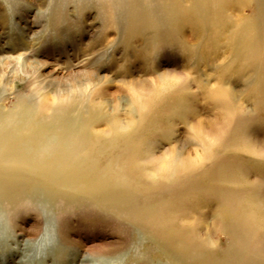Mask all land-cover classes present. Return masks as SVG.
I'll return each instance as SVG.
<instances>
[{"label": "rangeland", "instance_id": "obj_1", "mask_svg": "<svg viewBox=\"0 0 264 264\" xmlns=\"http://www.w3.org/2000/svg\"><path fill=\"white\" fill-rule=\"evenodd\" d=\"M199 119L222 128L215 146ZM2 136L87 146L63 147L76 183L45 184L59 197H0V264H264V232L233 218L264 201V158L239 149L264 142V0H0ZM208 147L200 169L161 180L170 152Z\"/></svg>", "mask_w": 264, "mask_h": 264}, {"label": "bare ground", "instance_id": "obj_2", "mask_svg": "<svg viewBox=\"0 0 264 264\" xmlns=\"http://www.w3.org/2000/svg\"><path fill=\"white\" fill-rule=\"evenodd\" d=\"M213 1V0H212ZM248 1V0H245ZM198 2V1H197ZM200 2V1H199ZM205 2V1H204ZM211 2V1H210ZM250 2V1H249ZM256 2V1H255ZM254 2V3H255ZM185 4V3H184ZM215 5V4H214ZM229 7V6H228ZM237 7V6H236ZM240 7V4H239ZM236 9V8H235ZM260 10V9H259ZM200 11V10H199ZM219 13V12H218ZM230 18V17H229ZM229 42V41H228ZM231 43V42H230ZM194 55V54H193ZM172 76V75H171ZM166 77V76H165ZM177 77V76H176ZM181 78L177 77V78H169L166 80H163V83L160 87V90L157 92V96L162 95V93H166L169 92L170 90L176 88L177 85H179ZM224 89V88H223ZM227 89V88H226ZM224 89V90H226ZM217 90H220V88ZM222 90V89H221ZM223 91V93H225ZM229 91H231L228 88ZM227 90V91H228ZM220 93V92H219ZM229 93V92H228ZM227 93V94H228ZM221 94V93H220ZM226 95V94H224ZM228 96V95H227ZM232 96V95H231ZM216 97V96H215ZM230 97V96H229ZM229 97H227V101L229 100ZM234 97V96H232ZM158 98V97H156ZM231 98V97H230ZM236 98V97H235ZM225 100V101H226ZM226 101V102H227ZM189 102V101H188ZM187 102V103H188ZM261 104V103H260ZM191 107V106H190ZM189 108V107H187ZM196 109V108H194ZM246 109V108H245ZM244 109V110H245ZM249 110V109H248ZM196 112V111H195ZM248 111L246 110L245 113H247ZM242 113V112H241ZM249 114V113H247ZM31 115V114H30ZM243 115V114H242ZM243 117V116H242ZM241 117V119H242ZM244 117H246L244 115ZM59 120V119H58ZM72 121V120H71ZM233 121V120H232ZM133 122V121H132ZM229 122V121H228ZM51 123V122H50ZM233 123V122H232ZM72 124V123H70ZM137 124V123H136ZM192 124V123H191ZM67 125V124H66ZM137 126V125H136ZM79 127V126H78ZM114 127V131H118L121 128L120 123L115 122L113 124ZM124 126H122L123 128ZM130 127V126H129ZM192 127V126H191ZM71 128V126H70ZM134 128V127H133ZM128 129V128H126ZM221 127L218 123H215V125L213 127L208 126V124L205 121H201L200 119L196 122V124H193L192 130L194 131L195 135L197 136L198 140L202 143V146H207V145H212L214 144V146L220 141L219 136L223 134V132H221ZM231 130V129H230ZM248 131V129H246ZM129 131V130H128ZM126 131V132H128ZM246 131V132H247ZM122 132V131H121ZM131 133V132H130ZM134 133V132H133ZM233 133V131H232ZM109 134V133H108ZM114 134V132H113ZM125 134V132H124ZM244 134V132H243ZM9 135V134H8ZM12 135V134H11ZM43 135V134H42ZM118 134H116L117 136ZM120 135V133H119ZM129 135V134H128ZM131 135V134H130ZM228 135V134H227ZM242 134H240L241 136ZM103 136V135H102ZM223 136V135H222ZM243 136V135H242ZM241 136V137H242ZM246 136V135H245ZM250 136V134H249ZM11 136L9 135V138ZM232 137V135H231ZM254 137V136H253ZM17 138V136H16ZM237 138V137H236ZM235 137L233 139H236ZM245 138V137H244ZM13 139V138H12ZM11 139V140H12ZM30 139V138H29ZM243 139V138H242ZM246 139V138H245ZM243 139V140H245ZM258 139V138H257ZM8 139L5 137H0V197L2 196H6L9 193H13L16 192L12 195H16V196H21L22 194H24L25 192L28 194H31L35 197L40 198L41 200L43 199H52V198H57L60 196V194L58 193H53L50 189L45 187V184H57V185H62L61 183L64 184V182H66V180H68L67 182L69 184H74L76 183V176H72L70 177V174L63 173L64 172V166H62V164H58L59 160H63L64 157L63 155L58 158L60 156V154H62V150L63 147H65L68 151L72 150L74 152H76L75 154H79L82 153L84 151H82V149L84 147L87 146L86 142H77V141H73L71 144L69 145H64V143H61L60 141L56 142H49L46 141L45 143H47V145H45L43 148V150H32L31 147H29L27 145V143L24 144V142L20 141V140H13V141H7ZM197 140V141H198ZM238 140V139H237ZM235 140V141H237ZM249 139H247L248 141ZM251 140V139H250ZM28 141V139H27ZM124 141V140H123ZM30 142V141H29ZM127 142V141H126ZM238 142V141H237ZM240 142V141H239ZM235 143V142H234ZM81 144V145H80ZM44 145V144H43ZM80 145V146H79ZM91 145V144H90ZM238 146V144H236ZM235 145V146H236ZM239 149L240 151L245 152L246 154H249L251 156H255L257 157H261L264 158V142L262 141H258V140H254V141H250L248 142H244L243 144H239ZM210 147V146H209ZM208 148H204V152L202 154H196L195 151L194 153L196 154L195 156H193V154H187V156L185 153L181 154L182 152H180L181 155H179L177 152H170L169 157H167V160L165 159V162L163 164H161V168L160 170L162 171V179L163 182H166V185H172L173 182H176L175 179L178 178L179 175H189L195 171H197L198 169H200V167L202 165H205L206 163L209 162V156H210V149ZM31 148V149H30ZM139 148V147H138ZM198 148V147H197ZM199 149V148H198ZM236 150V149H235ZM233 150V151H235ZM176 151V150H175ZM40 152V153H39ZM132 152V150H131ZM39 153V154H38ZM57 153V154H56ZM135 153V152H134ZM167 153V151H166ZM36 156H35V155ZM38 154V155H37ZM57 155L56 157H54V155ZM68 154V153H67ZM166 155V154H165ZM168 156V155H167ZM56 158L57 160L53 159ZM88 158V157H87ZM150 158V157H148ZM163 158V157H162ZM161 158V159H162ZM151 159V158H150ZM160 159V161H161ZM149 160V159H147ZM152 160V159H151ZM56 161V163H54ZM144 161V160H143ZM151 162V161H150ZM153 162V161H152ZM79 164V163H78ZM77 165L74 164V166ZM118 165V164H117ZM71 167H73V164H71ZM156 167V166H154ZM75 169V167H73ZM72 168V170H73ZM77 168V167H76ZM80 168V167H79ZM204 168V167H203ZM111 169V168H110ZM117 169V168H116ZM154 169V168H153ZM242 169V168H241ZM69 170L71 171V168H69ZM245 170V169H244ZM18 171V172H17ZM20 171V173H19ZM62 171V172H61ZM74 171V170H73ZM148 171V170H146ZM151 171V169H150ZM156 171V170H155ZM72 172V171H71ZM77 172V171H76ZM238 172V170H237ZM73 173V172H72ZM71 173V174H72ZM75 173V172H74ZM228 174V172H226ZM236 173V172H235ZM242 173V172H241ZM21 174H33V175H38V176H42V178H44V180L41 179V182L39 180H35L29 177H21ZM76 174V173H75ZM82 175V173H80ZM148 174V173H147ZM156 174V173H155ZM238 174V173H236ZM248 174V173H247ZM157 176V175H156ZM155 176V177H156ZM249 176V175H247ZM246 176V178H248ZM146 177V176H145ZM150 177V174H149ZM153 177V176H152ZM228 177V176H227ZM236 177V176H235ZM245 177V176H244ZM64 179L62 182L59 181V179ZM67 178V179H65ZM79 178V177H78ZM144 178V177H143ZM147 178V177H146ZM239 178V177H238ZM251 178V177H250ZM253 183H250V187H255L258 188L257 186L261 185H257L258 182L257 180H252ZM38 179V178H37ZM148 179V178H147ZM231 179V178H230ZM235 179V178H234ZM240 179V178H239ZM243 179V178H242ZM241 179V180H242ZM87 180V179H86ZM91 180V179H90ZM151 180V179H150ZM110 181V180H109ZM245 181V180H244ZM255 181V182H254ZM50 182V183H49ZM81 182V181H80ZM97 182V181H96ZM229 182V181H228ZM249 182V181H248ZM247 182V183H248ZM44 183V186H43ZM116 183V182H115ZM153 183V182H152ZM155 183V182H154ZM239 183V182H237ZM245 183V182H244ZM90 184V183H89ZM103 184V183H102ZM230 184V183H229ZM264 184V183H263ZM65 185V184H64ZM71 186V185H70ZM80 186V184L78 185ZM78 186H76V188H78ZM82 186V183H81ZM80 186V187H81ZM102 186V185H101ZM248 186V185H247ZM49 187V186H48ZM85 187V186H84ZM83 187V190H84ZM91 187V186H89ZM93 187V186H92ZM95 187V186H94ZM93 187V189H94ZM98 189L100 188L99 184H98ZM106 187V186H105ZM66 188V187H65ZM69 188V187H68ZM75 188V189H76ZM96 188V187H95ZM107 188V187H106ZM247 188L246 186L244 187V189ZM262 188V187H261ZM261 188H258L259 191ZM73 189V190H75ZM81 189V188H78ZM102 190V188H100ZM104 189V188H103ZM108 189V188H107ZM111 189V188H110ZM87 190V189H86ZM112 190V189H111ZM237 191V188L235 189ZM243 190V189H242ZM251 191V189L248 188V191ZM255 190V189H254ZM68 191V190H67ZM82 191V190H81ZM91 191V189H90ZM95 191V190H94ZM100 191V190H99ZM107 192V190H105ZM245 192L247 191L246 189L244 190ZM24 192V193H23ZM59 192L64 194V191L60 190ZM244 192V193H245ZM257 192V191H256ZM255 192V193H256ZM95 193V192H94ZM233 193V192H232ZM242 193V192H241ZM252 193V192H251ZM254 193V192H253ZM252 193V194H253ZM261 193V192H260ZM259 193V194H260ZM250 194V192L248 193ZM252 194H250V197L247 199L242 200L237 208L233 213L234 215V223H236L237 225L240 226H245L246 229L251 232V234L254 235H258L260 233H262V231L264 232V201L262 200V197H259L260 195L256 193L255 196H253ZM113 195V194H112ZM241 195V194H238ZM243 195V194H242ZM252 195V196H251ZM70 196V195H69ZM103 196V195H102ZM247 196V193H246ZM16 198V197H15ZM252 198V199H251ZM68 199V198H67ZM250 199V200H249ZM116 200V199H115ZM224 200V199H223ZM61 201V200H60ZM237 202V201H236ZM62 203V202H61ZM18 205V204H17ZM16 206V205H14ZM232 218V219H233ZM159 223H161L160 220H158V222H154L152 223L153 226L158 227ZM47 229V228H46ZM160 229V228H159ZM158 229V230H159ZM162 229V228H161ZM245 229V230H246ZM157 230V231H158ZM247 232V231H246ZM245 232V233H246ZM247 232V233H249ZM170 233V232H169ZM263 234V233H262ZM261 234V235H262ZM264 235V234H263ZM199 236V235H198ZM255 237V236H254ZM253 237V238H254ZM209 243V242H208ZM198 244V243H197ZM259 244V243H258ZM255 244L256 248L261 249L262 252V248L260 246V244ZM210 245V244H208ZM255 248V251H256ZM51 252V251H50ZM257 253V252H256ZM108 258V257H107ZM257 259V258H256Z\"/></svg>", "mask_w": 264, "mask_h": 264}]
</instances>
